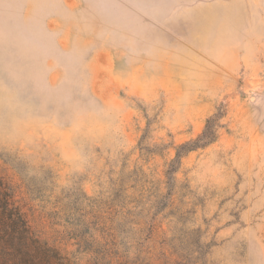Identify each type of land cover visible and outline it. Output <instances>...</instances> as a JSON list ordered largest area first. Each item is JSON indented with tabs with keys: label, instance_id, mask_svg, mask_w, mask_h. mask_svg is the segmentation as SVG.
<instances>
[{
	"label": "rangeland",
	"instance_id": "374dc122",
	"mask_svg": "<svg viewBox=\"0 0 264 264\" xmlns=\"http://www.w3.org/2000/svg\"><path fill=\"white\" fill-rule=\"evenodd\" d=\"M0 178L66 264H264V0H0Z\"/></svg>",
	"mask_w": 264,
	"mask_h": 264
},
{
	"label": "trees",
	"instance_id": "16d2710c",
	"mask_svg": "<svg viewBox=\"0 0 264 264\" xmlns=\"http://www.w3.org/2000/svg\"><path fill=\"white\" fill-rule=\"evenodd\" d=\"M215 131L208 126L201 140H213ZM189 144L180 146V150ZM180 156V155H179ZM56 248L36 238L21 209L15 204L7 183L0 178V264H66Z\"/></svg>",
	"mask_w": 264,
	"mask_h": 264
}]
</instances>
